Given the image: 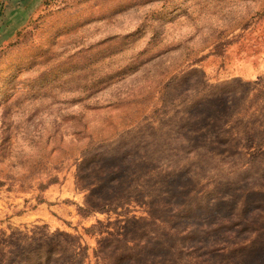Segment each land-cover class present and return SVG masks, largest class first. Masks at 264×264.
<instances>
[{"label":"rangeland","instance_id":"obj_1","mask_svg":"<svg viewBox=\"0 0 264 264\" xmlns=\"http://www.w3.org/2000/svg\"><path fill=\"white\" fill-rule=\"evenodd\" d=\"M0 264H264V0H0Z\"/></svg>","mask_w":264,"mask_h":264},{"label":"crops","instance_id":"obj_2","mask_svg":"<svg viewBox=\"0 0 264 264\" xmlns=\"http://www.w3.org/2000/svg\"><path fill=\"white\" fill-rule=\"evenodd\" d=\"M10 3H11L10 1H7V4L5 3V5H4V8L6 9L5 12L12 10Z\"/></svg>","mask_w":264,"mask_h":264}]
</instances>
